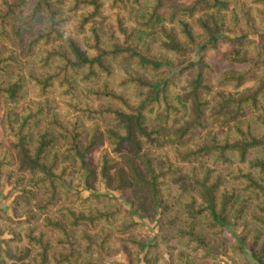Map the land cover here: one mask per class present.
Returning <instances> with one entry per match:
<instances>
[{
  "label": "trees",
  "instance_id": "obj_1",
  "mask_svg": "<svg viewBox=\"0 0 264 264\" xmlns=\"http://www.w3.org/2000/svg\"><path fill=\"white\" fill-rule=\"evenodd\" d=\"M0 98V264H264V0H0Z\"/></svg>",
  "mask_w": 264,
  "mask_h": 264
},
{
  "label": "rangeland",
  "instance_id": "obj_2",
  "mask_svg": "<svg viewBox=\"0 0 264 264\" xmlns=\"http://www.w3.org/2000/svg\"><path fill=\"white\" fill-rule=\"evenodd\" d=\"M72 20L75 21L76 20L75 17H73ZM72 30L73 29H71V27H69V29L66 31V33L68 34L69 31H72ZM229 36H230V38H234L233 34H231ZM251 38L255 39V36H252ZM231 50H232V47L229 43H223L220 46V49L218 51H209L208 52V60L213 65V69L216 73L213 78H218L225 71L240 70L243 68L240 66L228 64L224 61L223 53L229 52ZM192 60L196 61L197 57L195 55H193ZM29 65L31 66L32 62H30ZM58 93H59V91L56 89L52 90V92H51V94L53 95V99L55 100L56 110L61 113L63 111V106L59 102L60 96L58 95ZM34 95H35L34 90L30 89L27 92L26 100L23 103H21L15 107L16 112L17 113L21 112L23 110L24 104H30L31 101L35 98ZM4 107H5V104H4L3 100L0 98V117L3 116ZM4 134H5V130H4V127L2 125V122L0 121V141L2 142V144L5 148H8L9 141L5 138ZM101 150H102V148L94 150L90 154L88 161L92 162L93 164H96L100 158ZM9 151L11 154H13L12 150H9ZM122 151H124V150H122ZM79 190H81L80 193H81V196H83V197L89 196L90 193L99 194V195L100 194L106 195L109 197H115L121 208L134 210V207L125 200L124 196L120 192L107 189V187H105V185L103 183L95 184L93 187V190H90V191L82 190V187H79ZM16 195H17V193L12 191V187L8 184H5L3 191H2V194L0 195V208L5 210L6 214L9 217L14 216L12 213V201ZM134 220L136 222H142L143 224L146 225L145 236L152 238L154 236V234L157 233L158 228L154 222H151L150 220H147V219H140L138 216H135ZM232 233L237 236L240 233V229L230 228L226 232V236L228 235L231 239ZM0 238L9 239V238H11V236L7 232H4L3 234H0ZM120 238H121V235L114 233L113 237L110 239L114 242V246L112 247L113 249H110V250H113L112 253L110 255L107 254L104 256V262L106 264H128L127 255H126L125 251L120 247V242L118 241V240H120ZM0 246H1V248L6 250L5 243H3V241H1V240H0ZM206 264H230V261L225 256H219L218 258L209 259L206 262Z\"/></svg>",
  "mask_w": 264,
  "mask_h": 264
}]
</instances>
